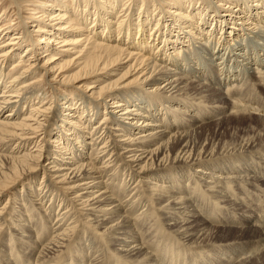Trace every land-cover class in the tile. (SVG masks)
Here are the masks:
<instances>
[{"label": "bare ground", "instance_id": "6f19581e", "mask_svg": "<svg viewBox=\"0 0 264 264\" xmlns=\"http://www.w3.org/2000/svg\"><path fill=\"white\" fill-rule=\"evenodd\" d=\"M8 1L10 9H0V198L14 191L23 175L40 172L47 182H23L15 191L21 202L30 199L32 211L23 204H0V252L10 253L0 264H64L65 252L66 264H161L155 259L164 252L148 247L139 211L133 212L142 194L147 197L140 213L149 212L150 219L159 214L163 224L154 220L156 230L173 234L169 243L191 252L166 251L176 262L212 264L210 252H221L218 244L244 248L249 236L253 242L262 235L240 228L224 242L227 229L211 227L210 214L223 204L250 223L245 214L251 209L236 202L231 186L264 182L259 170L264 169V0H142L137 12L134 0ZM23 44L29 45L9 66ZM40 69L45 72L35 78ZM71 69L75 74L66 76ZM42 80L50 97L69 89L85 96L68 94V106L60 107L67 112L53 137L46 128L52 106L39 86ZM35 89V98L26 99ZM219 102L215 112L205 107ZM20 107L30 108L19 116ZM99 108L104 115L92 125ZM187 108L196 113L189 115L191 123L184 119ZM208 110L224 115L214 122L220 133L211 131L207 142H198L202 122L211 117ZM233 119L252 120L256 129L232 126L233 135L250 136L222 145L220 137L228 134L224 120ZM29 142L30 150L15 153ZM120 167L124 179L118 182ZM10 175L15 177L6 182ZM205 194L213 209L201 205ZM26 241L34 246L27 248ZM99 243L110 251L104 254L107 263ZM222 250L229 254L223 264L249 262L242 259L247 254L235 258V249Z\"/></svg>", "mask_w": 264, "mask_h": 264}, {"label": "rangeland", "instance_id": "374dc122", "mask_svg": "<svg viewBox=\"0 0 264 264\" xmlns=\"http://www.w3.org/2000/svg\"><path fill=\"white\" fill-rule=\"evenodd\" d=\"M125 2L127 1V0H124ZM123 1V2H124ZM141 1L142 0H134V2L136 3L135 4V12H137L138 11V8L136 9V6H140L141 5ZM150 1V0H149ZM148 0H146L145 2L148 4V2H149ZM207 1V0H206ZM213 3L216 1V0H211ZM0 9H4L5 7H8L9 8V1L8 0H0ZM133 2V3H134ZM210 3V2H209ZM5 4V5H4ZM209 6H215V5H212L211 3L209 4ZM10 9V8H9ZM10 14H12L13 15V13H14V15H15V12H13V10L12 11H10L9 12ZM93 19V16L91 17V19H90V17H89V19H88V24L90 25L92 22H91V20ZM29 24V23H28ZM23 25H21V27H22ZM29 25H27V27H28ZM209 26H210V24L209 25H206V27H205V29H209ZM29 29V31L30 30H32L33 28H28ZM218 33H219V31H218V29H217V35H218ZM174 35H176L175 34V32L173 33ZM135 36H137V35H135ZM244 37H251L249 34H247L246 32L244 33ZM254 37V36H253ZM27 45H29V44H23L22 46H21V48L19 47V49H18V51H17V55L14 57V59L11 61V63L9 64V66H11V65H13L14 64V61L16 62V61H18V59H19V57H20V54H21V52L24 50V48L27 46ZM23 47V48H22ZM155 47V46H154ZM169 48V47H168ZM156 50L154 49L153 50V53L155 52ZM167 52H172L171 51V49L169 48L168 50H167ZM157 53V52H156ZM185 53L188 55L189 53L188 52H186L185 51ZM157 55H159V53L157 54ZM173 55H175L176 57L175 58H178V55H176V54H173ZM184 53H182V57H184ZM189 56V55H188ZM182 57H179L177 60H181V58ZM185 57H187V56H185ZM174 58V60H176ZM66 59V58H65ZM41 64V63H40ZM165 65L167 66V65H169V63H165ZM171 66V67H170ZM205 65L203 64L201 67L202 68H205L204 67ZM8 68H10V67H8ZM47 68V67H46ZM171 69L172 68V63H170V65L169 66H167V69ZM45 69V68H44ZM8 70L9 69H5V73L6 72H8ZM43 72H45V70L43 71V69H40L37 73H36V75H34V77L35 78H38V77H40V76H42V74H43ZM75 70L74 69H71V70H69V72L66 74V76H73L74 74H75ZM185 72V74H186V76H191L190 74H188L189 73V71H184ZM192 72H193V74L192 75H199L200 76V73L196 70V71H194V70H192ZM211 74H212V72H210ZM10 77V73L8 72V76L6 77V79L8 80V78ZM51 78L50 77H47V81L48 80H50ZM87 83H89V82H87ZM84 84V83H83ZM54 86H57L56 84H53ZM52 85V86H53ZM39 86H41L42 87V91H44V93L47 95V100L49 101V100H51V102L49 101L48 102V105H50V106H52L51 107V109H50V114L47 116V118H46V128H47V131L49 132V137H53V134H52V132L56 129V126H55V124L57 125L60 121H61V119H62V115L63 114H65L64 112H65V110H66V108H65V110L62 108V109H60V107H62V106H68V103H69V101L68 100H66L65 101V99L66 98H71V97H69L68 96V94H70V95H73V96H77L76 97V99H78V97H80V98H85V96H84V94L83 93H81L79 90H81V89H69V92H68V94L66 95V93L64 92V91H62V92H60V93H58V95H55V97H50V86L49 85H46L45 83H44V81L42 80L41 82H39ZM48 88H49V90H48ZM225 89H226V87H222L221 88V91H220V93H223L224 91H225ZM38 91H39V89H37ZM47 90V91H46ZM238 90H239V92L243 95V97H244V91H243V88L241 87L240 89L238 88ZM42 91H40V92H42ZM34 93V94H33ZM35 95H36V89L35 90H33L32 92H30L29 93V95H26L25 97H26V99H34L35 98ZM60 95V96H59ZM246 96V95H245ZM250 96L249 95H247L246 96V102H249V100L250 99H248ZM80 101H82V100H80ZM216 106H221V102H219V103H217V104H215V105H210V104H208V105H205V107H208L209 109H213V112H215L214 111V108H216ZM158 107V106H157ZM21 108V110H20V114H19V116L20 115H22V113H27L28 112V109L30 108V107H25V109H23L22 107H20ZM160 108V107H159ZM100 109V108H99ZM97 110V115H96V117H94L93 118V120L91 121V123H92V125L93 124H95V123H97L102 117H103V108H101L100 110ZM188 109V108H187ZM193 109H197V106H194L193 107ZM189 111L187 112V114H186V117L184 118L185 120H187V122L188 123H191V122H189V120H188V117H190V116H196V113L194 112L195 110H192V109H188ZM203 110H205V109H203ZM6 111H8V110H6ZM101 111V112H100ZM66 112H67V110H66ZM212 112V114L210 113V110H208V113L209 114H211V117H209V119L208 120H206V121H204V122H202L204 125H203V127H204V129L205 130H203V132L200 134V135H198L197 134V136H195V138L197 139V141L198 142H201L202 140L201 139H203V142L204 141H206L207 142V137H209L210 135H209V133L211 132V131H215V133H220L218 130V128H216L215 129V127H214V125H215V123L214 122H216V121H218V123H220L221 122V119L224 117V115H220V116H217V114L215 113H213ZM190 115V116H189ZM227 118L229 117V114L227 113L226 115H225ZM222 117V118H221ZM226 118V119H227ZM191 119V118H190ZM225 119V118H224ZM179 120V119H178ZM185 120H183V123H185ZM179 121H181V119L179 120ZM207 121H211V122H209L208 124H206V122ZM220 121V122H219ZM225 121L226 120H224V125L225 126H227V132H228V134H225V135H223V137H220L221 139H222V142H221V144L222 145H225V144H227V143H231V141H240L241 139H245V138H247L248 136H250V135H245V134H243V135H240V136H238V135H233V131L231 130V127L232 126H237L238 125V127H239V129L241 130L243 127L244 128H246L247 129V131H250V129H252L253 127L255 128V124L253 123V121L252 120H236V119H233L232 120V122L231 121H228V123H225ZM245 123H244V122ZM242 122V123H241ZM91 125V126H92ZM90 126V127H91ZM230 126V127H229ZM183 127V126H182ZM229 127V128H228ZM248 127V128H247ZM250 127V128H249ZM181 128V127H180ZM256 129V128H255ZM260 129L261 128H259V130L258 131H260ZM90 128L89 129H87V133L89 134V132H90ZM193 129L191 128V129H189V131L188 132H191ZM195 130V129H194ZM85 131H86V129H85ZM206 132H207V135H206ZM229 135H231V136H229ZM206 136V137H205ZM226 136V137H225ZM239 137V138H238ZM206 138V139H205ZM236 138V139H235ZM199 139V140H198ZM232 139V140H231ZM238 139V140H237ZM224 140V141H223ZM229 140V141H228ZM227 143H226V142ZM235 141V142H236ZM87 142H89V140L87 139ZM12 144H14L12 141L7 145L8 146V148L9 147H12L11 145ZM32 144H30V142L29 143H27V144H25V145H23L22 147H24V148H20L19 149V151L18 152H15V153H17V154H19L23 149L24 150H27V149H29L30 150V146H31ZM1 148H3L4 146H0ZM89 146H87V148H88ZM17 151V150H16ZM88 150L86 149V152H87ZM8 152V151H7ZM43 156H44V154H43ZM44 158V157H43ZM43 158H41V162L43 161ZM257 160H256V162L257 161H259V157H255ZM47 160H45V161H43V163H45ZM249 162V161H248ZM262 161H260V163H261ZM122 168L120 167V168H118L117 170H116V173H117V175H119V181L118 182H121V180H123L124 178H122V177H124L123 176V172H122V170H121ZM260 170V172L261 173H264V169H262V168H260L259 169ZM183 171H185V170H183ZM122 174V175H121ZM41 175H42V173H40V172H32L31 174L29 173V174H27V175H23L22 176V179H19V184L18 185H16V189L14 190V191H8V192H6V194H4V195H2L1 196V198H0V204L1 203H3L4 201H9V203H10V205H12V208H14V206L16 205V204H23L25 207H28L29 208V210H33V209H30V199H29V201H28V203H27V201L24 203L23 201V203L17 198V196H16V194L18 193V192H16L15 193V191H19L20 190V188H21V184L24 182V184H27V182H35V185L34 186H36V185H42V186H44V183L43 182H47L46 180H44V179H41ZM15 176L14 175H10V177L8 178V179H6V182H9V181H11V180H13V178H14ZM15 179H18V178H15ZM117 182H115V184H116ZM255 185H256V187H250L249 185H247L245 182H240V183H238V184H236V183H233V185L231 186V188H232V191H230V193H232V194H230V195H233L234 197L233 198H237L236 200V202H240V203H242V204H244L245 205V207L246 208H248V209H251V211H250V213L252 214H250V213H246L245 215H247L248 214V216L250 217V223H244L242 220L240 221V219H242L241 218V216H239V214L236 212V211H234V209H224V205L222 204L221 206H222V209L220 210V211H211L212 213L210 214V215H212V218H213V222H215V223H211L210 225H212L211 227H216V228H222L223 227V229L224 230H226L227 229V231H226V234H225V237H224V239H225V241L224 242H228L229 241V238H232V237H234L235 236V233H236V231L238 230V229H240V228H243L244 230H248V231H253V232H255V235L256 236H258V234L259 235H261L260 237L262 238H260L259 236H258V239H254V241L252 242V241H249V240H252V239H250V237L251 236H249L248 238L249 239H246V240H244L243 242H245V247L243 248V246H244V244L242 243V246H240V245H238L236 242H234L235 244H237L238 246H236V247H233V243H232V247L231 246H229V245H231L230 243L228 244V243H222V244H218V245H220V250H221V252H217V249H215V252H217V253H215L214 251H211L210 253H211V256L212 257H214V260H213V258H211L213 261H212V264H221L228 256H229V254H227V253H223L222 251V249H224V251H226L227 249H229V250H234L233 252L235 253V255H237L235 258H237L238 256H240V255H246V256H244L242 259L243 260H246L247 259V261H249L248 262V264H264V251H261L262 249H261V244L262 245H264V182H262L261 184H259V183H255ZM14 192V193H13ZM13 193V197H11V194ZM142 194V193H141ZM143 195V201L142 202H139V204H136L137 206H138V208H135V210L133 211V212H138L139 211V216L141 217V218H139L140 220H139V227L141 228V230H143V233H144V236H145V234H146V236H145V238H146V242L149 244V246H148V244H147V246L148 247H152V246H155V248H156V251L160 254H162V252H164L163 253V255H164V257L162 256L161 258H160V256H158L157 257V259H155V260H157L159 263H161V264H184L185 262H187V264H198V263H193L191 260H189V259H185V261L184 260H182V261H180V262H176V257H173V256H171L169 253H167L166 251H170V249L171 250H177L178 251V253H180L182 256H186V255H190L191 254V252L189 251V249H181V251L180 250H178V247H179V245H177V244H171V243H169V241L168 240H175L176 238L175 237H173L174 235L173 234H168V232L167 231H164V230H162L161 229V232H159V231H157L156 230V227H155V224H156V222L159 220V221H161V224H163V221L161 220L162 218H161V216H159V214L158 215H152V217H151V219H150V216H149V212H142V213H140V210L142 209V207L143 206H146V203H145V200H144V198L145 197H147V196H145L144 194H142ZM142 195H141V197L140 198H142ZM145 196V197H144ZM123 196H121L120 198H122ZM204 198V200L205 201H203L202 202V204L201 205H204V207H205V209L207 210V209H213V207H214V203H213V201H211L209 198V196L208 195H206L205 194V196L203 197ZM58 203V202H57ZM149 205V203L147 204V206ZM218 206V205H217ZM227 208V207H226ZM56 209V208H55ZM61 209H63V207L61 208ZM225 210V211H224ZM35 212H34V214H35V216L36 217H39L40 218V214L38 213V211H36V210H34ZM227 211V212H226ZM210 212V211H209ZM255 212V213H254ZM262 213V214H261ZM143 214H145V215H143ZM221 214H223V215H221ZM53 216H56V213L55 214H53ZM143 216V217H142ZM146 216V217H145ZM160 217V219H159V217ZM261 216V217H260ZM154 217V218H153ZM157 217V219H155ZM42 218V217H41ZM260 219V220H259ZM149 220V221H148ZM154 220H156V222H154ZM212 220V219H211ZM261 221L263 222V223H261ZM144 222V223H143ZM154 222V223H153ZM259 223H260V225H259ZM219 225V226H216V225ZM254 225V226H253ZM250 227V228H249ZM255 227V228H254ZM145 228V229H144ZM258 230V231H257ZM134 232H136V228H134ZM148 232V233H147ZM166 233V235H164L163 233ZM254 233H248V235H253ZM154 235V236H153ZM161 235V236H160ZM171 235V236H170ZM154 237V238H153ZM102 239H103V237H102ZM167 242H166V241ZM258 240L259 241H261V242H263V243H258ZM26 244H27V248L29 247V246H34V244L32 243V242H28V241H26ZM104 244H105V242H104ZM103 244V245H104ZM107 244V243H106ZM104 245V246H106V247H109V248H111L108 244V246L107 245ZM258 246V247H257ZM26 248V249H27ZM77 248H78V246H77ZM251 248H254V250L252 251V252H256V250L257 249H260V251H258V252H254V253H250L251 251ZM26 249H24L25 251H26ZM98 249L100 250V254H101V259H104V263H107L108 262V259L107 258H110V257H107L106 255V253H108L109 254V252L110 251H108V249H107V251L105 250V249H102V247H101V243H99L98 244ZM102 249V250H101ZM219 249V248H218ZM237 249V250H236ZM105 250V251H104ZM183 250V251H182ZM103 253H102V252ZM186 251V252H185ZM27 252V251H26ZM166 252V253H165ZM1 254H0V261H3V260H6V258H9L10 259V253L8 252V251H5V254H3L2 252H0ZM72 253H76L77 254V249H76V247H75V250H72ZM250 253V254H249ZM104 254H106V255H104ZM160 254V255H161ZM186 254V255H185ZM2 255V256H1ZM6 255V256H5ZM9 255V256H8ZM102 255H104L103 257H102ZM253 256V257H251V256ZM109 256H111V254L109 255ZM169 256V257H168ZM171 256V257H170ZM69 257H70V254H69V252L67 253V252H65L62 256H61V259H62V261H63V263L64 264H66L65 262H66V260L67 259H69ZM89 257V256H88ZM248 257V258H247ZM250 257V258H249ZM106 258V259H105ZM182 259H184V257H181ZM187 258H189V257H187ZM234 258V259H235ZM194 259H195V257H194ZM178 260H181V259H178ZM239 261H241L240 259H239ZM238 260H237V263L239 262ZM17 262H19V260H17ZM184 262V263H183ZM29 262H26V260H25V263H21V264H28ZM127 263V262H126ZM129 264H132V263H130V262H128ZM127 263V264H128ZM30 264V263H29ZM134 264V263H133ZM200 264V263H199ZM223 264V263H222Z\"/></svg>", "mask_w": 264, "mask_h": 264}]
</instances>
